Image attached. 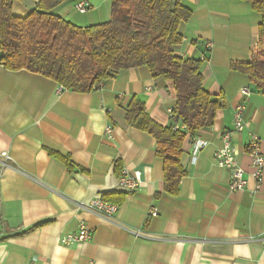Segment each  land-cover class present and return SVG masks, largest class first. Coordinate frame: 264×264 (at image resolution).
<instances>
[{"label":"crops","instance_id":"obj_1","mask_svg":"<svg viewBox=\"0 0 264 264\" xmlns=\"http://www.w3.org/2000/svg\"><path fill=\"white\" fill-rule=\"evenodd\" d=\"M37 1H16L15 14L28 15ZM181 1L192 15L179 25L183 43L176 52L206 55L204 87L225 106L213 125L186 138L187 174L177 195L165 192L156 139L126 121L135 96L156 122L169 125L177 99L172 80L140 66L92 92H59L46 76L0 63V264H264V170L259 182L250 155L253 135L264 154V93L231 68L250 61L263 17L245 0ZM79 2L89 3L85 13ZM54 12L76 25L102 23L111 18L112 0H66ZM244 86L250 95H242ZM240 104L244 128L235 131ZM226 131L248 180L243 190L230 188V171L215 160ZM197 139L207 145L195 153ZM51 152L68 158L71 169ZM123 169L141 171L137 188L120 184ZM119 193L126 198L119 201ZM105 194L118 205L113 215L79 208ZM151 207L157 216L148 215ZM82 222L91 237L63 243Z\"/></svg>","mask_w":264,"mask_h":264},{"label":"trees","instance_id":"obj_2","mask_svg":"<svg viewBox=\"0 0 264 264\" xmlns=\"http://www.w3.org/2000/svg\"><path fill=\"white\" fill-rule=\"evenodd\" d=\"M16 1L0 0V59L7 69L38 73L82 93L98 90L120 71L140 66L148 67L155 79L173 81L177 99L169 125L156 122L145 102L135 96L127 106L126 121L156 139V153L164 162L165 192L177 195L187 174L186 138L213 125L217 111L225 106L224 98L205 89L203 62L176 52L183 43L179 25L192 11L181 0H112L108 21L81 26L54 12L66 0H38L24 17L15 14ZM245 1L262 14L259 41L250 50V61H233L231 68L247 75L264 93V0ZM51 153L71 169L68 158ZM119 196L122 201L126 193Z\"/></svg>","mask_w":264,"mask_h":264},{"label":"built area","instance_id":"obj_3","mask_svg":"<svg viewBox=\"0 0 264 264\" xmlns=\"http://www.w3.org/2000/svg\"><path fill=\"white\" fill-rule=\"evenodd\" d=\"M77 9L80 12H85L89 8L88 2H79L77 4ZM212 48L211 43L208 44L207 50ZM206 55L201 57V60H206ZM1 63V59H0ZM66 89L63 85H59L58 91ZM242 95L248 96L251 93L249 86H244L241 90ZM172 113V110H170ZM244 128V106L242 104L238 105L234 113V130L241 131ZM106 132L109 137L112 136V127L107 126ZM261 139L257 135L252 136V141L250 142V155L253 157L254 164V174L261 181L263 170H264V154L260 152L259 143ZM207 142L201 139L195 141V153L200 149L204 148ZM215 160L217 164L223 168L230 171L231 183L230 188L235 191L243 190L248 184V180L244 177V170L240 166L237 160V153L232 144V131H226L222 134V145L215 152ZM120 184L127 189H135L139 186L141 182V171L135 170L130 172L123 169L122 174L119 178ZM260 187V183L258 188ZM80 209L90 210L97 212L98 214L108 217L113 215L117 209L118 205L109 201H105L101 197L92 199L89 202H83L79 205ZM149 216H157L158 209L156 207H151L148 213ZM91 237V233L87 228L85 222L81 223L80 230L77 233L66 234L62 236L61 241L66 244L70 243H82L87 241Z\"/></svg>","mask_w":264,"mask_h":264},{"label":"rangeland","instance_id":"obj_4","mask_svg":"<svg viewBox=\"0 0 264 264\" xmlns=\"http://www.w3.org/2000/svg\"><path fill=\"white\" fill-rule=\"evenodd\" d=\"M80 12V11H79ZM80 13H85V12H80Z\"/></svg>","mask_w":264,"mask_h":264}]
</instances>
